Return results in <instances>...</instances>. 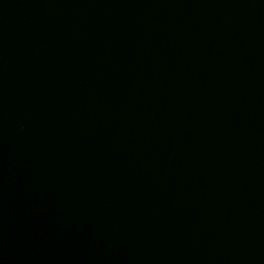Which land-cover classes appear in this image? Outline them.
Wrapping results in <instances>:
<instances>
[{
	"label": "water",
	"instance_id": "95a60500",
	"mask_svg": "<svg viewBox=\"0 0 264 264\" xmlns=\"http://www.w3.org/2000/svg\"><path fill=\"white\" fill-rule=\"evenodd\" d=\"M0 264H264V0H0Z\"/></svg>",
	"mask_w": 264,
	"mask_h": 264
}]
</instances>
